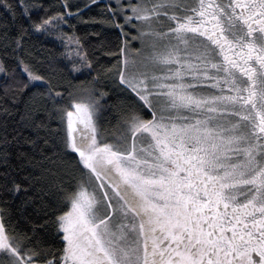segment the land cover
Here are the masks:
<instances>
[{
    "label": "snow or ice",
    "instance_id": "6c2138e0",
    "mask_svg": "<svg viewBox=\"0 0 264 264\" xmlns=\"http://www.w3.org/2000/svg\"><path fill=\"white\" fill-rule=\"evenodd\" d=\"M93 5L0 0V264H264V0Z\"/></svg>",
    "mask_w": 264,
    "mask_h": 264
},
{
    "label": "trees",
    "instance_id": "16d2710c",
    "mask_svg": "<svg viewBox=\"0 0 264 264\" xmlns=\"http://www.w3.org/2000/svg\"><path fill=\"white\" fill-rule=\"evenodd\" d=\"M77 4H79L83 9L81 14L83 15L85 21H90V18L92 17H98L100 9L96 8L94 5L92 6L91 11H89L87 8H84L85 3ZM4 15H6V13H4L2 9H0V17ZM72 23L74 25V29H70V31H75L76 35L82 38V42L85 44L86 50L88 51L90 56L93 54L99 56L101 65L103 67H108L110 61L114 62V58L112 56L101 55L95 48V44L103 37L92 36L89 35V33L93 31H99L106 34L107 46L109 48L115 49L120 42L118 39V31L116 29L92 22L82 23L80 21L73 20ZM89 41H91V43H89ZM36 47L37 49H46L47 51H45V55H59V53L63 51V48L58 43L55 46L51 43H45L43 46L38 43ZM81 79H84V77H82ZM104 79L105 82H107V78L104 77Z\"/></svg>",
    "mask_w": 264,
    "mask_h": 264
},
{
    "label": "rangeland",
    "instance_id": "374dc122",
    "mask_svg": "<svg viewBox=\"0 0 264 264\" xmlns=\"http://www.w3.org/2000/svg\"><path fill=\"white\" fill-rule=\"evenodd\" d=\"M71 2L73 4H77V3H86V0H71Z\"/></svg>",
    "mask_w": 264,
    "mask_h": 264
}]
</instances>
